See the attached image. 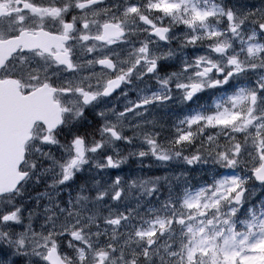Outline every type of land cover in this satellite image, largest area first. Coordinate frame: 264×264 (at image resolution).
<instances>
[{
	"label": "snow or ice",
	"instance_id": "1",
	"mask_svg": "<svg viewBox=\"0 0 264 264\" xmlns=\"http://www.w3.org/2000/svg\"><path fill=\"white\" fill-rule=\"evenodd\" d=\"M19 2L16 14H0V84L16 85V95L25 100L43 93L55 111L50 129L62 125L69 115L78 119L85 108L120 92L141 67L149 74L155 73L161 59L173 56L171 50L153 53L147 40L128 53L129 59L120 60L119 52L96 56V42L106 46L127 43L130 19L146 25L149 35L165 43L171 42L172 25H183L187 31L182 46L197 47L207 40L208 54L194 57L191 62L183 60L179 70L170 72L169 79L185 102L209 89L218 90V95L213 97L210 111L195 110L176 122L169 141L172 147L164 148L158 137L152 139L150 135L145 136L147 143L158 159L169 160L172 155H181L173 148L182 149L200 139L196 151L184 157L187 163H207L210 159L220 168L232 169L251 163L249 171H259L258 157L264 159V75L250 79L248 73L264 68V59L255 62L264 52V42H260L264 3L238 13L216 2L201 7L200 0H147L143 5L125 0L123 6L114 7H106V0ZM152 13L171 18L172 25L155 24L149 18ZM225 21L226 26L220 27ZM247 23L251 24L248 40L241 39L244 47L235 52L233 41ZM245 50L247 61L240 58ZM112 55L117 59L110 58ZM234 81L243 82L224 91ZM153 97L170 100L171 89L167 96L154 93ZM69 103L74 111L67 106ZM149 103L150 99L144 100V104ZM98 115L104 121L98 129L101 139L121 140L118 123L108 119L104 111ZM72 145L77 155L63 166L64 181L71 180L73 169L85 162V140L77 136ZM108 162L112 164L110 157ZM258 178L264 183V176ZM27 179L26 171L13 168L9 182L0 186V228L13 233L0 231V241L14 251L12 258L0 244V259H6L7 264H18V258H27L19 264H244L249 258L245 251L264 247V208L259 216L251 213V221H242L249 228L247 233L235 231L231 222L237 209L233 208L227 219L219 218L221 201L230 202L234 193L236 203L243 202L244 192L237 188L247 181L237 177L221 175L214 178L210 188L201 187L195 192L183 189L181 195L170 196L160 207L150 206L147 215L141 214L136 223H132L135 209L112 208L106 214L102 210L106 196L117 203L125 198L122 189L116 190L121 182L116 177L115 186L98 191L93 201L87 196L78 197L75 209L51 221L52 227L46 232H37L31 224L26 230H15L21 223V209L10 199L3 200L16 193ZM159 179L141 180V192L152 196ZM140 207L136 205V209ZM253 228L259 235L250 243L256 235ZM237 236L243 239L237 241Z\"/></svg>",
	"mask_w": 264,
	"mask_h": 264
},
{
	"label": "rangeland",
	"instance_id": "2",
	"mask_svg": "<svg viewBox=\"0 0 264 264\" xmlns=\"http://www.w3.org/2000/svg\"><path fill=\"white\" fill-rule=\"evenodd\" d=\"M178 26L184 27L183 25H178ZM199 31L203 32L204 30L199 29ZM181 33H186V29L181 30L179 34ZM160 48H164V47H160ZM127 51L128 49L124 46V44H120L119 47H116V52H119L120 60H124L126 58ZM200 51L201 52H196L195 50L194 57L208 54V49H203V50L201 49ZM99 52L100 55L108 53L106 49H101ZM152 52L158 55V49L153 48ZM185 59H187L189 62L193 60L184 57L183 60ZM243 60L247 61L248 57L243 58ZM154 93L160 94L162 97L169 95V93L166 91V88H160L157 84L149 83L147 81H142L133 90V95H130L127 92H123L118 96L117 101L120 103L119 105L123 107L117 111L125 112L124 124L127 125V127L124 129L125 136H131L133 131L136 130L140 131L141 136H144L145 134L148 135L158 134L157 137L159 142L170 148L172 146L169 144V141L173 135V130H174L173 126L185 114H192V113L180 111V106H182L184 103L182 102L183 97L180 94V92H177L175 95H172V99L170 100L162 101V100L153 99L149 104L140 103L141 97L153 96ZM115 104L116 102L112 100H100L97 103V106L99 109L103 110L112 107L116 108ZM137 105H139V107H137ZM128 109L131 110L128 111ZM137 112L143 113V115L137 116L135 119H131V117L134 116L135 113ZM153 117L156 118L155 124L149 123V120H151ZM140 125H146V126L138 129V126ZM128 131L131 132L127 134ZM128 143L132 152H136L139 150L147 151L149 147H151L143 139L138 137H133V139ZM113 148L115 149L114 152L118 154L122 150V144H120L119 141H116L113 147H110V149L112 150ZM173 149L184 151L187 148L186 149L173 148ZM72 150L74 151V153L71 156H66V153L62 151L61 148H59L58 153L63 157L64 160L61 162L64 163V165H67L68 163L71 162L72 159L76 157L77 153L75 151V147H73ZM67 158L68 161H66ZM261 160L262 158L258 157V162L256 166L260 164ZM163 161L165 164V168L168 171V175H169L168 179L173 184H176V186H178V191H176L178 195L182 194L183 189H190L192 190V192H195L201 187L210 188L214 178L219 177L221 175L228 177H237L238 179L247 181L242 188H237V191L244 190V197L242 203L237 204L236 202H234V195H235L234 193H233V198L231 199L230 202L221 201L223 207L220 208V212L218 214L221 220L227 219L229 215H231L233 208L238 210L239 207L244 202L249 201L255 194H257L261 190L262 187L257 183L250 182V175L246 171L238 169L236 173L231 172L227 170V168H220L218 165H214L210 159L208 160L207 163H205L202 160L200 161L201 162L200 164L199 162H197L192 166L183 163V157H173L171 160H163ZM247 165L251 168V163H248ZM81 166H83V168L87 167V170H89L91 173H94L93 175L97 179H99L100 175H102L100 177V180L107 187L113 182V180L116 177H123L122 192L125 198L121 199L118 203L113 200H110L109 202H103L102 208L105 209L104 210L105 214L112 208H115L117 211H122V210L126 211L127 209L132 208L135 209V211L132 214L133 215L132 223H136L138 221V218L141 216V214L147 215L150 206L160 207L163 202V200L159 196V192L155 194L157 201L153 203L151 201L152 196H148L147 193L139 194L136 192L137 188L129 187L123 171L124 165H122L119 168H108L105 171H98L95 168H92L91 164L88 165L81 164ZM204 173L209 174L211 178L210 183L209 182L205 183L202 181V175ZM42 183L45 184V180H42ZM30 186L32 188H37V190L34 191L31 190V192H29L24 187L23 190L25 192V196L20 197V199L23 200L28 199L31 201L29 207H26L24 205L26 211L32 209L36 204V199H29V198L34 197L36 193L41 192L45 188L40 184L35 183L34 181L30 183ZM26 187L29 188V186ZM66 196L67 194H64L59 197V200L64 204L67 203ZM38 198L39 197H37V199ZM89 201H93V200L89 199ZM81 203H83V201ZM137 204L141 205L139 209H136ZM92 206L93 205L90 203L89 207ZM161 211L163 212L164 210L161 208ZM210 212H216V209H211ZM63 215L64 214H61V217H63ZM231 222L235 225L234 216L232 217ZM38 223L39 220H37V225ZM18 227L20 230H23L22 226H18ZM224 227L226 229L227 226ZM17 228L15 230H17ZM45 231H47V229H45ZM93 231H95V228L93 229ZM121 231H124V229H121ZM251 231L256 233V235L252 236L249 241L250 243H253L255 242L257 236L259 235V231L256 228L251 229ZM240 233H247V232H240ZM225 234H227V232H225ZM93 239H95V237H93ZM241 239H243V236L236 237L237 241H240ZM244 255L249 257L247 260L244 261V264H264V247L257 248L255 251L252 252L245 251Z\"/></svg>",
	"mask_w": 264,
	"mask_h": 264
},
{
	"label": "clouds",
	"instance_id": "3",
	"mask_svg": "<svg viewBox=\"0 0 264 264\" xmlns=\"http://www.w3.org/2000/svg\"><path fill=\"white\" fill-rule=\"evenodd\" d=\"M168 59V58H167ZM167 59H161L159 61V64ZM143 76H151L152 79L155 81V83L160 88H168L171 85H173V81L169 79L170 72L163 73L160 71V68L152 74L147 73L146 69L141 67L140 70L136 74V78L140 79ZM167 81V83H166ZM103 99V98H102ZM145 99H150L151 101L155 99L153 96L148 97H141L140 103H144ZM182 102H185L184 100ZM70 109L74 111V105L69 103L67 105ZM94 105L85 108L84 114L80 116L78 119L74 118L72 115L67 116L65 122L60 126L64 128H71L72 126L76 125L80 122L82 118H84L86 111L93 107ZM104 111L105 115L108 119H111L113 122L118 123L119 129L122 132V139L125 141H131L133 137H138L143 139L146 143L145 136L148 134H145L144 136H141V133L139 130L133 131L131 136H125L124 135V129L127 127L126 124H124L125 119V112L124 111H117L115 107L112 108H106V109H97L96 114L101 119L102 123L104 122L103 119L98 115L99 112ZM130 111V109H128ZM143 113L137 112L134 116L131 117V119H135L137 116H142ZM149 123L155 124L156 118L153 117L151 120H149ZM57 129L54 130H43L40 134L37 135L36 140L37 143L34 144L32 151L36 154L38 159H29L26 161V164L28 165L27 169L25 170L28 173V179L32 178V173L36 171V165L41 160H48L50 163L40 169V173L35 179V183H40V176H44L45 179V188L39 192L36 193L34 197H30L29 199H36V204L32 209L25 210L24 204L17 203L20 197L25 196V192L23 190V187H20V189L12 194L11 196H7L3 198V200L10 199L17 207L21 209L20 215H21V223L19 226H22L23 230H26L28 225H32V227L37 232H46L52 227L51 221H56L58 217H61V214H64L63 216L67 215L70 209H75L77 205V198L86 196L84 195L85 191V184L81 182L79 185L76 186L75 189L69 187L75 179L77 173H82L84 171L83 166H80L76 171L73 173V177L69 181H64V172H63V166L64 163L60 162L59 160H56L54 155L50 154V151H46L44 148L41 147L43 144H51V145H58L66 153V156H71L72 153V141L77 137H81L85 140V144L88 145V152L86 153L84 160L85 162L82 165H88L91 164L92 168H95L98 171H105L108 168H119L122 165H126L129 162L130 158H137L141 159L144 157H147L149 155L155 156L153 154L151 147L147 151L145 150H139L136 152L129 151L123 155H117L116 157H113L111 153L100 156L99 153L104 152L107 148L113 147L114 141L110 137H105L103 139L97 138V137H89L85 136L84 134H79L76 132H73L72 136L69 138L67 144L63 143L59 137L56 135ZM53 137L52 140L46 139L47 137ZM152 139H156L158 134L150 135ZM99 144L101 147L97 148L96 145ZM190 145L184 146L182 149L188 148ZM95 149V150H93ZM173 150V149H172ZM113 151L115 149L113 148ZM180 151L181 155H183V152ZM196 149L187 155H183V163H186L189 166H192L194 163H187L184 157H190L192 153H194ZM143 152L144 155H141L140 153ZM176 155H172L169 160H171L173 157H180ZM109 157L112 160V164L110 165L108 160ZM150 166V165H149ZM121 178V182L119 186L114 185V180L110 185H113L116 187V190H121L123 187L122 181L123 177ZM150 178V177H149ZM27 179V180H28ZM162 179V177H160ZM159 179V180H160ZM143 180V179H141ZM137 179H131L127 182L128 186L131 188H135L140 186V181ZM135 181V183H134ZM99 181H93V185H98ZM109 186V185H108ZM67 194L66 201L67 203L64 204L59 200V197L61 195ZM96 196V195H95ZM37 197H39L37 199ZM88 197V196H87ZM82 202V201H81ZM63 210V211H62ZM51 218V220L49 219ZM37 220H39V223L37 225ZM0 231L8 232L9 235H13L12 232H10L7 228H0ZM17 231H20L19 227L17 228ZM0 244H3V246L8 249V255L12 258H15L14 251L4 242L0 241ZM0 264H7L6 259H0ZM74 264V262H73Z\"/></svg>",
	"mask_w": 264,
	"mask_h": 264
},
{
	"label": "flooded vegetation",
	"instance_id": "4",
	"mask_svg": "<svg viewBox=\"0 0 264 264\" xmlns=\"http://www.w3.org/2000/svg\"><path fill=\"white\" fill-rule=\"evenodd\" d=\"M124 1L123 0H106L105 6L106 7H114L117 4L122 5L124 3ZM137 1H143V4L147 2V0H137ZM213 2L222 3L225 7H231L234 10H236L238 13H242L243 11H246L248 9H254L258 5L264 3V0H208V4H205L204 0H200V6L201 7H208ZM20 7H21V5H20L19 0H4V4L0 5V14H9V13L10 14H16L19 11ZM158 16L160 17L159 19H157ZM149 18L157 25H160L161 22L163 23L164 26L172 25L171 18L164 17L163 14H161V13H152ZM219 20L224 21V17H220ZM225 26H226V21H225V23L220 25V27H225ZM128 27H129L130 31L128 32V34L126 36L127 43H118L115 46H106L103 44V42H96V51H95L94 55H96V56L105 55V54L100 55L99 51L101 49H106L108 51V53H106V54L115 53L116 47H119L120 44H124V46L128 49L125 59H129L128 53L131 52L134 47H138L141 41L147 40L149 42V46H150L151 50H153V48L158 49V55H160L164 52H167L169 50H171V52L173 53L172 57H169L167 60H164L160 63V71L163 73H168V72H171L174 70H179L178 66H179L180 55L178 56V53L175 52V50L183 49L186 51V54L188 56L189 52H191L192 49H195V50L196 49H208L207 45L209 44V41H207L206 43H200V45L197 47H183L182 43H183L184 39H183V37L180 38L178 36V31H179L178 25H172V31L170 33V37H171L170 43H165V42L159 41L158 37H155L153 35H149V31L145 30L146 25H144L143 23H139L137 21L130 19L128 21ZM250 27H251V24L247 23L243 27V29L241 31V35L233 41V50L235 52H240L241 48L244 47V45H242L240 41H241V39H244V34L248 35ZM245 38H247V36H245ZM260 42H264V34H262V38H261ZM160 47H164V48H160ZM243 56H244V53L241 54V57H243ZM260 56H261V58L259 60L264 59V52H261ZM110 58H112L113 60L117 59V57L115 55H112ZM141 63H143V62H141ZM98 68H99V66H98ZM145 77L146 76H143L140 79L133 77V80L131 82H128L127 84L129 85V87H133L132 90H134L135 87L137 85H139L145 79ZM93 83H95V80L93 81ZM18 90H19L18 87L14 84H11V83L0 84V102H1V98L3 96L11 97L12 98L11 103H12L13 108L21 109L24 112L26 110H29V108L34 109L35 103H37V108H39V109H41L42 106H44V99L46 98V96L43 93H37L36 94V96H35L36 101L34 100V97L32 100H30V97L27 100H25V99H22L21 96L16 95V91H18ZM120 94H121V92H118V93L112 95L111 97L103 98V99L114 101ZM28 100L31 102V106L26 108V105L27 106L30 105ZM97 109H98L97 105L94 104V106L89 108L86 112L90 111V112L95 113ZM72 128H73V126L71 128H67V129H71V131H72ZM43 130H47V129L40 122H37L33 127L32 138L26 144L25 160L21 166V169L23 171H25L28 167V165L26 164L27 160L38 159L36 154L32 151V149H33L34 144L38 142L36 140L37 135L40 134ZM60 137L62 138L63 135ZM41 147L44 148L46 151H50V154L54 155L56 160H61L60 154L58 153L57 145L43 144V145H41ZM72 147H73V145H72ZM49 163H50V161H48V160H41L39 163H37L36 171L32 173V180L33 181L35 180V178L40 173V169L42 167L48 165Z\"/></svg>",
	"mask_w": 264,
	"mask_h": 264
},
{
	"label": "water",
	"instance_id": "5",
	"mask_svg": "<svg viewBox=\"0 0 264 264\" xmlns=\"http://www.w3.org/2000/svg\"><path fill=\"white\" fill-rule=\"evenodd\" d=\"M2 114L6 116L4 112ZM45 116H47V114H45ZM54 121L55 111L51 107L49 119H47L46 124L49 126ZM32 122L31 120L29 126L26 127L28 133H30L32 129ZM29 137L30 134L27 135L25 131H22L19 135L13 136L10 125H8L6 118H3L2 124L0 123V186H4L9 182L13 168L19 170L24 160V146ZM261 176H264V167H260L259 171L255 172V177L258 181H261L258 178Z\"/></svg>",
	"mask_w": 264,
	"mask_h": 264
},
{
	"label": "trees",
	"instance_id": "6",
	"mask_svg": "<svg viewBox=\"0 0 264 264\" xmlns=\"http://www.w3.org/2000/svg\"><path fill=\"white\" fill-rule=\"evenodd\" d=\"M92 122H85L83 126H81L79 131H75L79 134H84L85 136L89 137H97L99 136L98 129L101 126L98 122H96V118ZM129 152L128 150L124 151L123 154ZM122 154V155H123ZM150 165V166H149ZM127 166L133 171H136L138 169L139 173L135 176L137 180L141 179H148L149 177L155 178V177H162L157 184L158 187H160L165 194L168 193V190L170 188L168 184V177L167 174L164 172L162 168L161 163H157V161L154 159L152 155H149L147 157L137 159L135 157L130 158L129 162L127 163ZM165 181V182H164ZM249 217H246L245 220H248ZM26 260V258H18V264L19 260Z\"/></svg>",
	"mask_w": 264,
	"mask_h": 264
}]
</instances>
